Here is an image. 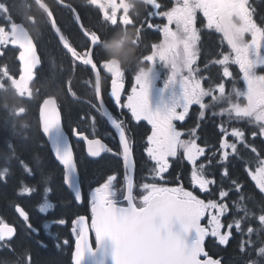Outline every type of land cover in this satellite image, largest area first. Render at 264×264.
<instances>
[{
	"label": "snow or ice",
	"instance_id": "obj_1",
	"mask_svg": "<svg viewBox=\"0 0 264 264\" xmlns=\"http://www.w3.org/2000/svg\"><path fill=\"white\" fill-rule=\"evenodd\" d=\"M89 3L96 5L98 0H88ZM153 9H160L161 5L157 0H148V4ZM0 6H3L0 4ZM111 14H105L104 20L112 26L122 24L132 25L133 20L129 13L124 11L120 20L117 19L116 5ZM103 7V6H101ZM74 11V10H73ZM197 12H202L207 21L206 27L214 29L222 34L226 41L230 53H220L222 58L212 61L213 64L221 65L222 79L219 83H213L207 76H198L201 70L193 65L196 64L199 55L200 32L196 28ZM225 12H231L242 23L240 30L230 31L221 24V18ZM255 9L249 4V0H176L175 6L164 12L149 13V15H159L167 19L163 26L148 23V28H158L163 34V41L159 44H152L153 51L145 55L140 60L151 62L153 66L157 59L160 64L169 69L170 75L165 83V89H173L175 95L170 101L161 108L153 110L150 107L149 91L152 84V73L135 74L134 86L131 94L127 97V102L121 105V91L123 89L124 70L109 66V61L104 57L101 49L102 42L106 39L97 31H88L81 28L84 35L89 38V47L85 51H77L69 40L61 33L56 22L52 19L53 29L59 35L63 47L71 54L73 60H79L83 65L90 66L94 73L92 82L95 99L99 102L98 110L102 115L107 116L108 120L115 127L119 136L121 151H113L107 147L100 139H89L73 128L72 135L77 139H83L87 144V152L91 157H99L102 153L108 152L113 156L122 158L126 173H130L135 167L133 160V147L126 138V125L124 121L114 119L105 109L102 99V77L100 69L111 74V92L117 106L127 108L131 118L139 123L146 121L151 125V134L146 137L145 151L147 156L154 161L151 170L153 179L161 176L169 168L168 158L177 157L178 153L183 152V156L193 165L191 181L193 187H198L201 192L216 194L219 200L209 198H199L192 191L180 187H164L155 182L144 183L142 189L144 194L139 203L132 195V183L129 176H125L128 194L124 196L126 205L117 200V193L113 190V182L117 179L115 175L107 177V181L101 186L96 187L91 196V216L86 218L83 215L77 216L72 220V234L75 237V248L73 252V264H84L87 257L91 256L97 264H221L220 259H213L205 250V239L208 236L214 237L215 242L222 246H227L232 237V229L237 233L247 234L249 239L243 240L239 245L243 253L246 248L254 243L251 236L256 233L252 226L246 228L242 224V218L249 217L251 214L248 209L241 207L240 203L233 202L236 211L243 212L244 216L233 220L227 225L221 222V217L228 213L229 206L226 198L230 191L223 186V179H229L232 191L241 193L243 184L238 179H232L227 167L230 153L223 151L217 163L223 165L221 172V184L215 187L217 181L207 175V168L213 164V156H206V147L197 144L196 130H190L189 139H181L183 133L178 131L174 121H183L188 115L192 105H198L200 112L199 118L203 119L206 110L213 107L215 101L220 99V95H229L225 89V79L234 80L233 73L230 71V64H235L241 74L245 89L240 90L233 83L232 89L237 96L243 97L247 103L243 106L236 104L220 111L213 112V115H225L229 118L242 120L247 118L249 121L255 117L258 121L259 135L264 137V74H259L258 69H264V26L258 25L254 20ZM79 22V16L76 17ZM10 31L6 32L0 26V45H6L9 41L13 46L18 47V59L21 62V74L25 75V69L30 68L34 78V69L40 64V57L37 54L36 45L28 35L22 25L10 20ZM175 25V29L170 26ZM126 28V27H125ZM119 28H116L118 30ZM139 42L142 39L141 28H136ZM246 36L250 39H246ZM94 53H99L102 59H96ZM208 67V65H206ZM3 73L8 71L5 68ZM186 73V74H185ZM9 75V74H8ZM10 76V75H9ZM13 80L12 76H10ZM202 80H209L208 87L203 86ZM95 86V87H94ZM69 92L76 99L75 92L69 88ZM208 98V102H206ZM92 107H97L92 104ZM40 130L47 138L54 154L55 160L63 166V182L74 191L76 202H82L81 189L77 183L78 170L74 158L72 145L69 137L65 133L59 105L53 102L46 107L42 102L39 108ZM94 120V118H93ZM95 131V128H93ZM221 132L231 135L234 142L223 139L220 149H230L231 155L239 157L238 144L245 148H250L251 152L258 158V164L253 170L250 166L245 168L252 181L255 182L259 191L264 194V157L258 149L250 145L245 140V133L239 128H232L228 133L221 127ZM257 135L252 133L253 138ZM205 157V161L197 165V160ZM24 170L28 175L33 174V170L22 161ZM7 175V168L0 171V179ZM36 191L34 186H22L19 194L21 196L31 195ZM50 188L45 189V194L50 192ZM239 200H244L240 195ZM52 205L45 202L38 206L41 214H46L47 209ZM209 210H215L210 212ZM16 211L30 231L39 235V230L35 229L30 222L29 214L19 205ZM210 217L211 230L202 226L201 221L205 215ZM259 224L264 222V207L258 216ZM90 221V222H89ZM56 225H64L66 220L59 218L54 221ZM46 228L47 224L44 225ZM226 231H221L225 229ZM15 234L13 227L0 221V242L11 240ZM90 234L94 236L90 238ZM41 246L46 247L43 241H39ZM69 241L63 240L67 245ZM6 246V245H5ZM59 247V244H57ZM258 252H264V247L259 248ZM203 257V259H202ZM4 264H7L5 261ZM19 264V261L17 262Z\"/></svg>",
	"mask_w": 264,
	"mask_h": 264
},
{
	"label": "flooded vegetation",
	"instance_id": "obj_2",
	"mask_svg": "<svg viewBox=\"0 0 264 264\" xmlns=\"http://www.w3.org/2000/svg\"><path fill=\"white\" fill-rule=\"evenodd\" d=\"M63 3L72 5L79 16V19L83 25V28L90 31H97L102 37L106 39L101 44V49L104 54V57L107 59L108 52L104 47L105 44L111 43L113 40H121L125 35L129 36V43L125 44V49L132 48L134 49L133 56L138 61L145 55L151 54L153 51L152 44H159L163 41L164 37L162 32L158 28H148V23L155 25L163 26L167 23V19L159 15H149V13L154 12H164L170 10L176 4V0H157V3L161 5L160 9H153L151 5L141 6L138 14H133L128 11V5L125 4V0H98L96 5H93L88 2V0H61ZM49 9L51 10L57 26L60 28L62 33H64L69 40V42L74 46L77 51H85L89 47V38L83 35L82 28L76 19V14L70 10H66L61 7L56 0H42ZM111 4L116 5L117 19L123 16L124 11L129 13L130 18L133 20L132 25L124 26L118 24L117 26H112L110 23H106L104 20L105 14H111L113 8ZM249 4L252 8L255 9L254 20L258 25L264 26V0H249ZM103 6V7H101ZM66 10V11H64ZM65 14H68L67 17ZM237 17L231 12H225L221 18V24L230 31H236L242 29L243 25L240 21L239 24L236 23ZM207 21L204 18L202 12H197L196 16V28L200 32V42H199V55L194 68L198 67L201 71L197 73L198 76H207L213 83H219L222 79V67L221 65L213 64L212 61L222 58L220 53L225 54L230 53V49L226 41L223 40L222 34L217 33L214 29H208L206 27ZM127 28L128 31L122 32V28ZM172 29H175V25L170 26ZM116 28H119L115 31ZM136 28H141L142 39L139 42V36L135 31ZM45 30L50 33L52 39H55L58 45L61 43L58 42L57 35L54 32V29L51 24L49 16L42 9V37L44 36ZM246 39L250 37L246 36ZM96 59H102L99 53H94ZM61 55L64 58H71L72 62L66 63L70 65L68 71L62 70V72L68 74L65 77V80H69V86H67V91L64 92V96H60V107L62 109V116L65 124V129L68 135L70 136L73 149L76 156L77 165L80 171V176L83 173L86 175L87 167L92 168V172L89 176L86 175V178L90 181V185L93 190L96 187L101 186L107 181V177L110 175H115L117 180L120 178L125 179V176L131 173H126L124 163L122 158L113 156L111 153L105 152L98 158H91L87 152V146L83 139H77L72 135L73 128H76L79 132L83 133L84 136L89 139H100L107 147L111 148L113 151H121L119 137L112 130L107 118L102 115V112L98 110L99 102L95 99L94 89L92 82L94 81V73L91 70L90 66L83 65L79 60H73L70 53L65 51L61 47ZM108 60V59H107ZM109 61V60H108ZM144 66H150L152 73V84L149 91V101L150 107L153 110L158 109L160 98L166 99L168 102L175 95L173 89H165L156 87L154 88V83L158 85L160 83H166L170 75L169 69L166 67V74L161 72V67L159 60L157 59L155 66L151 62H143ZM208 65V67H206ZM109 66L113 68H120L119 66H114L111 61H109ZM140 65L138 63H130L128 69H125V77L123 83L127 85L128 90L123 93L121 96V105L127 102L128 95L131 94V89L134 86V77L137 74V67ZM230 71L233 73L234 80L225 79V89L230 91L233 83L238 84L241 89H245V85L242 79H240L239 68L235 64H230ZM121 69V68H120ZM80 71V72H79ZM259 74H264V69L257 70ZM102 77L101 85V95L104 101L106 108L110 113L118 120L124 121L126 128L129 127L131 138L133 143V148L136 145V150L134 151L136 156V162L138 164V169L141 170L142 158L145 156L146 151L144 141H146L147 135L151 134V125L146 121H141L139 123L135 122L131 118V114L127 108L122 106H117L114 98L110 95L111 92V74L100 69ZM186 74V73H185ZM65 82V81H64ZM81 84V85H80ZM202 84L205 87H208L209 80H202ZM80 85V86H79ZM95 87V86H94ZM71 88L72 92L78 93L81 97L86 99L87 105L86 108L82 111L77 117L74 115L68 116L66 118V113L68 109L67 106L72 107L76 110L78 106H81L79 103L75 102L77 99H74L71 93L69 92ZM221 96V95H220ZM207 102V98H206ZM92 104H96L97 107H92ZM224 110L222 107L214 108L213 110H206L204 118H199V106L192 105L189 109L188 115L183 121H174L178 131L186 133L184 139L190 138V130H196V140L197 144L200 146L206 147V156H211V150L207 148H219L220 143L224 138L223 132L220 131L221 127L226 130H232V128H239L245 131V139L248 142L254 141L252 136L253 133V119L250 121L245 118L242 120H236L235 118H229L221 115H213V112L219 113ZM81 111V109H80ZM79 111V112H80ZM94 118V120H93ZM95 128V131H93ZM126 133H128L126 131ZM228 138V136H227ZM260 142H264V137L258 139ZM146 158H149L146 154ZM184 158V156H183ZM205 161V157H200L197 160V163ZM216 160H213L215 162ZM101 162V163H99ZM135 162V163H136ZM239 162L238 160H233V163ZM103 163V166L100 168L99 165ZM111 163V166H107ZM107 168V169H106ZM47 166L44 164L41 166V175L44 174ZM102 169V171H97ZM88 170V169H87ZM191 167L187 159L181 161H176L172 163V166L169 169V176L174 178L181 179H190L191 178ZM165 173V172H164ZM162 173L161 175H164ZM148 172H144L141 176H146ZM63 178V176H61ZM83 187V186H82ZM92 190V192H93Z\"/></svg>",
	"mask_w": 264,
	"mask_h": 264
},
{
	"label": "trees",
	"instance_id": "obj_3",
	"mask_svg": "<svg viewBox=\"0 0 264 264\" xmlns=\"http://www.w3.org/2000/svg\"><path fill=\"white\" fill-rule=\"evenodd\" d=\"M12 10V20L14 22H21L28 27L31 35L37 42L38 49L42 56L43 66L37 72L38 81H42L40 83L42 84V95H33L31 100L20 99L17 97L9 84L10 76L15 77L19 72L16 64L17 50H14L9 46H4V55L0 53V171H4V169L7 168V175L3 179H0V221H13L14 205L22 204V197L16 196L19 184H22L23 182L24 185L30 187L36 184L35 180H22L21 177L18 179L19 171L16 167L22 165V163H20L21 161L18 159L22 156L33 160L35 155H39L41 156V159L43 156L46 160L45 165L47 166V169L44 172V176L46 178L50 176L54 177V179L52 178L54 195L47 198V201L52 206L58 205L61 201L71 203L73 198L72 194L63 187L62 181H60L54 167L56 164L51 163L53 159L48 150L42 148V135L40 133L38 117L39 105L44 98L54 96L57 98L58 102H60L59 97L61 95L64 96L68 84L67 81H65V77L68 74L62 72V70L68 71L70 65L66 63H70L72 60L69 57H62L61 45H58L57 41L52 39V36H50V33L46 30L42 37V14L37 5L34 6V11L25 13L24 8L21 9L18 2H15L14 5H12ZM65 15L69 17L68 14ZM29 16H33L35 19L33 25L28 21ZM3 26L5 25L3 24ZM127 49L125 50L127 51ZM5 68L10 76L7 73H3ZM60 69L62 70L60 71ZM65 104V107L68 109L66 118L71 115L76 117L80 115L79 111L81 106L75 104L77 109L74 110L72 107L67 106V102ZM21 108L25 109L26 112L22 116H18L17 111ZM99 166L101 168L103 163ZM110 166L111 163H109L107 168ZM87 169H85L86 175L89 176L92 172V168L89 166ZM97 171H102V169ZM86 175L83 173L81 179L84 195L87 198L89 189H93L94 187L90 185V181L86 178ZM32 200L33 197L30 199L23 198L25 203H30ZM74 206V203L67 205L66 208L60 209L58 214L62 212L68 216H72L77 212V210H74ZM75 208L82 209L78 206H75ZM259 214L260 212L258 211L256 215L259 216ZM45 223L46 221L43 218L42 221H36V228L39 230V235L36 241L27 238L22 240L21 238L16 239V251L18 252L20 259L23 261V264L26 262V254H29L31 257L32 264H70V257H68V255L66 256L64 251L58 252L53 248L52 242L45 234ZM242 224L245 228L249 225L252 226L251 223L247 221V218H244ZM263 230V226L258 227L259 232ZM18 235H22V230L21 232H18ZM257 237L256 233L251 236L253 243L258 241ZM248 239L249 237L247 234H235L234 238L229 241L227 246L223 249L218 247L216 250L211 251V256L217 258L220 256V253H222L224 258L227 256V259L224 261L225 264H249L248 261H245L242 257L238 256L237 253V248L241 242ZM39 241H43L46 247L41 246ZM5 261L7 264H17L18 259H16V256L12 251L0 248V264H4Z\"/></svg>",
	"mask_w": 264,
	"mask_h": 264
},
{
	"label": "clouds",
	"instance_id": "obj_4",
	"mask_svg": "<svg viewBox=\"0 0 264 264\" xmlns=\"http://www.w3.org/2000/svg\"><path fill=\"white\" fill-rule=\"evenodd\" d=\"M125 4L129 6V12L138 14L141 6H147L148 0H125ZM236 23L239 24L240 21L237 19ZM121 31L126 33L128 29L122 28ZM129 42V36L125 35V37L121 40H113L111 43L105 44L104 47L108 52L107 59L111 61L114 66H119L122 70L128 69L130 63H138L140 66L136 69L137 74L150 73V66H144V63L140 59L137 61L134 58V56L132 55L134 49L129 48L127 49V51L125 50L124 46Z\"/></svg>",
	"mask_w": 264,
	"mask_h": 264
},
{
	"label": "water",
	"instance_id": "obj_5",
	"mask_svg": "<svg viewBox=\"0 0 264 264\" xmlns=\"http://www.w3.org/2000/svg\"><path fill=\"white\" fill-rule=\"evenodd\" d=\"M14 47H16V46H14ZM39 65L37 67H39ZM36 68L34 69V71L36 70ZM32 80H33V76L31 75V70H30V68H26L25 69V75L21 78V81L16 86V88L19 90V95H22L24 92H26L25 89L27 88V86L29 85V83ZM53 102L57 103V101L54 98H49V99H46V100L43 101V103L45 104L46 107L50 106ZM61 120H62V117H61ZM77 183H78V186H79V176L77 177ZM79 188H80V186H79ZM84 264H97V261L93 257L89 256V257L86 258Z\"/></svg>",
	"mask_w": 264,
	"mask_h": 264
},
{
	"label": "bare ground",
	"instance_id": "obj_6",
	"mask_svg": "<svg viewBox=\"0 0 264 264\" xmlns=\"http://www.w3.org/2000/svg\"><path fill=\"white\" fill-rule=\"evenodd\" d=\"M63 35L66 37V35L63 33ZM67 38V37H66ZM71 193V192H70ZM72 194V193H71ZM72 196H73V194H72ZM48 202V201H47ZM49 203V202H48ZM261 213V212H260ZM6 221V220H5ZM7 223L11 226V227H13L14 229H15V231L17 232V234H18V232H21V228L16 224V223H14L13 221H7ZM46 234V233H45Z\"/></svg>",
	"mask_w": 264,
	"mask_h": 264
}]
</instances>
